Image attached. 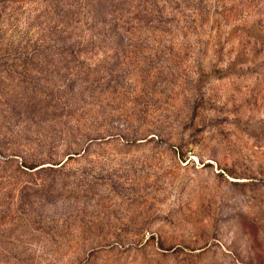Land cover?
Instances as JSON below:
<instances>
[{"label": "rangeland", "instance_id": "obj_1", "mask_svg": "<svg viewBox=\"0 0 264 264\" xmlns=\"http://www.w3.org/2000/svg\"><path fill=\"white\" fill-rule=\"evenodd\" d=\"M0 264H264V0H0Z\"/></svg>", "mask_w": 264, "mask_h": 264}]
</instances>
